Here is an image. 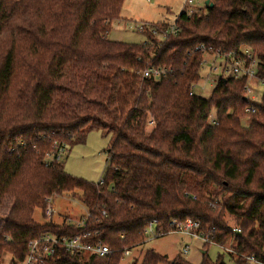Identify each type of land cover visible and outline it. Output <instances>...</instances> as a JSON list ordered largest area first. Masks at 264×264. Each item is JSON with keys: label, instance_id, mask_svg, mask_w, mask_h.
<instances>
[{"label": "trees", "instance_id": "trees-1", "mask_svg": "<svg viewBox=\"0 0 264 264\" xmlns=\"http://www.w3.org/2000/svg\"><path fill=\"white\" fill-rule=\"evenodd\" d=\"M125 2L0 0V264L22 262L44 234L83 232H98L90 241L111 253L61 252L50 264H122L147 244L151 222L164 238L188 220L215 245L233 244V264H264V95L254 114L244 79H220L209 99L190 96L205 52L239 59L247 47L264 63V0H213L178 16L176 36L148 32L139 46L109 40ZM150 67L167 76L143 78ZM94 131L110 136L102 185L45 163L55 143L68 157ZM69 193L90 215L84 228L35 222L47 198ZM204 248L201 264H226ZM131 264L192 263L148 251Z\"/></svg>", "mask_w": 264, "mask_h": 264}, {"label": "built area", "instance_id": "built-area-1", "mask_svg": "<svg viewBox=\"0 0 264 264\" xmlns=\"http://www.w3.org/2000/svg\"><path fill=\"white\" fill-rule=\"evenodd\" d=\"M204 3V8H200V4L196 0H184V4L180 11L179 16L185 15L190 18L198 12L204 11L207 2L213 0H202ZM175 23V22H174ZM170 24L164 31H158L155 25L149 23L135 24L133 30L138 33L146 34L148 32L152 33L158 40H164L169 36H176L179 30L175 25ZM148 42L143 45H147ZM241 58H233L231 55L226 56L223 53H209L205 52L204 58L201 64L200 80L193 84L190 91V96L198 95L197 91H206L207 87H216L220 79L228 80L235 79L245 80V98L251 103V106L247 108V114L256 113V106L262 103V98L264 95V78L259 77V69L264 66V63L258 58V56L249 48L245 47L240 51ZM208 71L206 76H203L204 70ZM143 78L153 80L156 82L161 81L167 75V71L164 69H157L150 67L143 71ZM203 82V85H199ZM200 96V95H199ZM211 123L217 125L214 115L211 116ZM151 124V122H149ZM56 144L52 153L45 156V163L50 166L56 163L63 162L67 155L69 154L68 146L65 144ZM103 184V179L99 182V185ZM57 197H49L45 200L46 207L44 215L50 222L53 221L54 209L53 201ZM90 215L87 212L85 216L79 218L78 220H73L68 218L64 221L66 227H76L82 229L86 226L87 220ZM175 229L170 233L174 235H182L191 241L190 245H186L183 248L182 254L188 256L191 251V245L193 243H199L202 246L208 245L210 247L215 246L209 235H206L200 231V225L190 220L183 224H177L172 222ZM157 222H151L145 229V242L149 243L162 238V233L158 229ZM158 229V230H157ZM233 233H240L238 229L233 228ZM169 234V235H170ZM98 236V232L90 233L83 232L75 238H69L67 236H59L56 234H44L39 239L32 241L28 247V254L26 258L16 264H50L53 262L61 252H65L70 256L75 255H85V256H95L98 258H104L109 253V249L105 247L101 242L95 243L92 240L93 237ZM225 251L224 247H219ZM133 252L126 251L124 253V260L132 256ZM227 254V253H226ZM235 254L233 250L229 251L228 256ZM243 264H262L253 257L245 259Z\"/></svg>", "mask_w": 264, "mask_h": 264}, {"label": "rangeland", "instance_id": "rangeland-1", "mask_svg": "<svg viewBox=\"0 0 264 264\" xmlns=\"http://www.w3.org/2000/svg\"><path fill=\"white\" fill-rule=\"evenodd\" d=\"M200 8H204L202 0H196ZM184 0H126L122 10L121 18L115 22L112 31L109 35V40L113 42H122L132 45H143L147 42L144 34L133 30L135 24L149 23L157 26L165 24L167 27L173 24L180 14ZM203 76L208 74L205 69ZM199 85H203L200 82ZM215 87H207L206 91H197L203 99H209ZM249 124L248 122H245ZM149 130H151L149 128ZM109 139L110 136H104L101 131L92 132L84 144L75 146L70 155L63 161L64 170L70 176L84 179L89 183L99 184L104 179L106 172L109 169ZM53 221L55 225H62L65 220L71 218L78 220L87 213V209L70 193L59 196L53 201ZM41 210H37L34 215V220L38 224L50 223ZM229 225H234L231 218L227 219ZM191 241L185 236L170 234L159 240H155L143 245L137 249L130 258L125 259L122 264H131L135 259L142 262L144 255L148 251H154L160 256H166L168 262L172 259L181 256L192 264H201L203 255L206 253L204 246L199 243L191 245V251L188 256L182 254L183 248L190 245ZM233 244L224 247L223 251L219 247L212 246L208 250V257L211 260H216L218 255H224L226 264H233L229 261V251L233 250ZM200 250V251H199ZM232 258V257H231ZM9 256L5 258L3 264H10Z\"/></svg>", "mask_w": 264, "mask_h": 264}, {"label": "crops", "instance_id": "crops-1", "mask_svg": "<svg viewBox=\"0 0 264 264\" xmlns=\"http://www.w3.org/2000/svg\"><path fill=\"white\" fill-rule=\"evenodd\" d=\"M150 122H151V124H149V128L152 129L154 127V121L150 120ZM201 254L204 255V253H201Z\"/></svg>", "mask_w": 264, "mask_h": 264}, {"label": "water", "instance_id": "water-1", "mask_svg": "<svg viewBox=\"0 0 264 264\" xmlns=\"http://www.w3.org/2000/svg\"><path fill=\"white\" fill-rule=\"evenodd\" d=\"M207 5H210L211 7H213V4H210V2H207Z\"/></svg>", "mask_w": 264, "mask_h": 264}]
</instances>
